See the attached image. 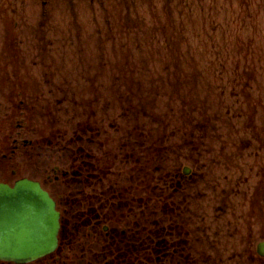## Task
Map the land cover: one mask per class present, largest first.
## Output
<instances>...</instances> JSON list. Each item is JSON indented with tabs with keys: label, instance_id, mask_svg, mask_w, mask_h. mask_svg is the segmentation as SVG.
<instances>
[{
	"label": "rangeland",
	"instance_id": "rangeland-1",
	"mask_svg": "<svg viewBox=\"0 0 264 264\" xmlns=\"http://www.w3.org/2000/svg\"><path fill=\"white\" fill-rule=\"evenodd\" d=\"M2 120L8 155L23 147L10 182L73 201L90 159L102 226L151 246L136 264H256L243 149L264 142V0H0Z\"/></svg>",
	"mask_w": 264,
	"mask_h": 264
},
{
	"label": "flooded vegetation",
	"instance_id": "flooded-vegetation-1",
	"mask_svg": "<svg viewBox=\"0 0 264 264\" xmlns=\"http://www.w3.org/2000/svg\"><path fill=\"white\" fill-rule=\"evenodd\" d=\"M2 122L3 125L0 126V184L14 186L22 178H17L19 177L18 171H12V179L15 178V180L13 182L7 180V162L15 157H20L23 147L18 140H14V147L10 152V156L8 155L6 120H2ZM85 129L87 130V128ZM23 145L27 148L34 146V143L25 142L24 140ZM253 145H256V147H253ZM249 146L243 150L250 148L257 150L254 155L250 153L253 156L251 159L254 163L251 171L257 179L251 184L250 198L245 197L243 206L245 212L241 217V238L245 246H256L251 259L256 264H264V142L249 143ZM222 153L230 155L227 151ZM244 153L243 151L242 155L240 153V158L250 156ZM225 159L230 160L229 158ZM88 160L90 159L85 158L81 166L84 172L82 171L83 173L80 174L78 180L82 191L80 195H73L75 197L73 201L65 194L57 198L49 192L56 203L57 211L60 213L61 228L58 246L52 254L28 264H136L135 262L141 261L140 256L137 255L139 251L140 255H143V261H147V258L150 257V244L142 250H137L135 245L136 240L140 241L139 235L141 234L140 230L136 228L137 224H133L126 229L119 228V223H112L114 227L111 225L102 226L101 222L103 220L110 221L114 217L108 215L110 212L106 215L104 213V209L108 208L104 205L105 195L107 194L104 192L99 193L94 189L95 185L92 180L99 181V175H95L98 173H92L91 169L88 168L91 165ZM53 172L55 176L53 180L51 179V182L54 183H60L61 177L66 180L75 175L60 171L57 167L54 168ZM252 172H249L248 175ZM183 174L188 176L191 171L188 174L183 172ZM247 177H245V181H247ZM246 185H248V181ZM127 191L129 192V189ZM146 208L149 209L145 206L144 209L146 210ZM134 209L133 207L130 208L129 213ZM75 214L80 217L81 222H73L72 219L76 218ZM259 246H261L260 249ZM0 264L15 263L0 260Z\"/></svg>",
	"mask_w": 264,
	"mask_h": 264
},
{
	"label": "water",
	"instance_id": "water-1",
	"mask_svg": "<svg viewBox=\"0 0 264 264\" xmlns=\"http://www.w3.org/2000/svg\"><path fill=\"white\" fill-rule=\"evenodd\" d=\"M60 215L40 183L23 179L0 185V260L26 264L52 253Z\"/></svg>",
	"mask_w": 264,
	"mask_h": 264
}]
</instances>
